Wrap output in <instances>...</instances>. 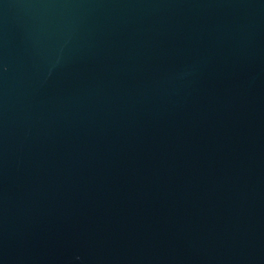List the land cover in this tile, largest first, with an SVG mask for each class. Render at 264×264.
I'll use <instances>...</instances> for the list:
<instances>
[{
    "label": "water",
    "instance_id": "water-1",
    "mask_svg": "<svg viewBox=\"0 0 264 264\" xmlns=\"http://www.w3.org/2000/svg\"><path fill=\"white\" fill-rule=\"evenodd\" d=\"M0 264H264V0H0Z\"/></svg>",
    "mask_w": 264,
    "mask_h": 264
}]
</instances>
